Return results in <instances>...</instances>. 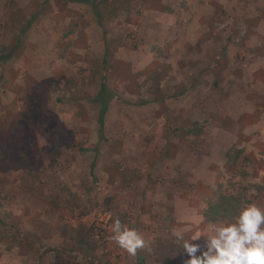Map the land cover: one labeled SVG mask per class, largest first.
I'll use <instances>...</instances> for the list:
<instances>
[{
  "label": "rangeland",
  "instance_id": "obj_1",
  "mask_svg": "<svg viewBox=\"0 0 264 264\" xmlns=\"http://www.w3.org/2000/svg\"><path fill=\"white\" fill-rule=\"evenodd\" d=\"M240 170L264 207V0H0V264H108L89 226L117 217L146 227L127 264H184Z\"/></svg>",
  "mask_w": 264,
  "mask_h": 264
},
{
  "label": "clouds",
  "instance_id": "obj_2",
  "mask_svg": "<svg viewBox=\"0 0 264 264\" xmlns=\"http://www.w3.org/2000/svg\"><path fill=\"white\" fill-rule=\"evenodd\" d=\"M204 231L203 247L178 234L189 257L184 264H264V207L254 202L244 204L230 220L210 222ZM111 233L109 239L131 256L146 246L142 233L118 217ZM199 238L197 235L193 240Z\"/></svg>",
  "mask_w": 264,
  "mask_h": 264
},
{
  "label": "trees",
  "instance_id": "obj_3",
  "mask_svg": "<svg viewBox=\"0 0 264 264\" xmlns=\"http://www.w3.org/2000/svg\"><path fill=\"white\" fill-rule=\"evenodd\" d=\"M73 4H85L91 5L93 0H63ZM11 54L7 57L10 58ZM104 66L109 65L107 60L103 61ZM112 99V94L109 92L105 79L101 83L100 92L96 98L93 99L94 102L100 105V110L98 113L97 125L98 133L101 140H105V126L106 118L110 108V101ZM147 103V102H146ZM205 126H199L195 124L193 128L190 129V133L193 136H200L203 134ZM245 150L237 146H232L225 154V159L228 165L232 168L237 167L240 159L242 158ZM249 173L247 170H240L235 176L236 179L229 181L228 185L220 181L213 190L212 201L209 203L208 207L204 210L203 216L205 220L210 222H215L222 219L230 220L233 215H235L239 208L244 204L253 203L249 199L250 183L247 180ZM84 232V235L82 234ZM81 235H79L75 240L81 246H87L92 248V243L94 247L100 248L101 246L94 240L93 234L91 232V241H88V236H86V230H84ZM102 248V247H101ZM103 255L106 256L103 252ZM107 257V256H106ZM108 261V260H107ZM108 264H111L108 262Z\"/></svg>",
  "mask_w": 264,
  "mask_h": 264
},
{
  "label": "built area",
  "instance_id": "obj_4",
  "mask_svg": "<svg viewBox=\"0 0 264 264\" xmlns=\"http://www.w3.org/2000/svg\"><path fill=\"white\" fill-rule=\"evenodd\" d=\"M106 217V216H105ZM69 223L75 227L80 226L84 221L79 215L70 214L67 216ZM110 218H102L90 224L94 240L102 247L108 262L111 264H125L127 252L119 248L109 239L111 233Z\"/></svg>",
  "mask_w": 264,
  "mask_h": 264
},
{
  "label": "crops",
  "instance_id": "obj_5",
  "mask_svg": "<svg viewBox=\"0 0 264 264\" xmlns=\"http://www.w3.org/2000/svg\"><path fill=\"white\" fill-rule=\"evenodd\" d=\"M244 153H245V152H244ZM243 155H244V154H243ZM203 217H204V216H203ZM204 219H205V218H204ZM139 222H140V221H139ZM206 222H207V221H206ZM136 229H137V230L139 229V232H143V231L146 229V227H145L144 224H143V225H140V224H139L138 227H137ZM40 237L42 238V236H40ZM41 238H40V240H41ZM42 239H43V238H42ZM40 240H38V241H40ZM38 241H37V242H38ZM38 243H39V242H38ZM38 247H39V245H38ZM39 248H40V247H39ZM30 250H33V249H30ZM39 250H41V249H39ZM43 250H44V248L42 247V250H41V251H43ZM29 252H30V251H24L25 254H27V253L29 254ZM82 252H86V253H88V254H91V253H92L90 250H87V249H86L85 251H82ZM28 254H27V255H28ZM24 256H26V255H24ZM26 257H27V256H26ZM27 259H29V258L27 257ZM131 259H132V256L129 255V254L127 253V258H126V260L129 261V262H131V261H130ZM140 260H141V263H143V259H140ZM127 261H126V264H127ZM146 261H147V260H146ZM141 263H140V264H141Z\"/></svg>",
  "mask_w": 264,
  "mask_h": 264
}]
</instances>
